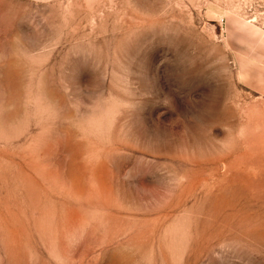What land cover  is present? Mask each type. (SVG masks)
<instances>
[{
    "label": "rangeland",
    "instance_id": "374dc122",
    "mask_svg": "<svg viewBox=\"0 0 264 264\" xmlns=\"http://www.w3.org/2000/svg\"><path fill=\"white\" fill-rule=\"evenodd\" d=\"M0 264H264V0H0Z\"/></svg>",
    "mask_w": 264,
    "mask_h": 264
}]
</instances>
